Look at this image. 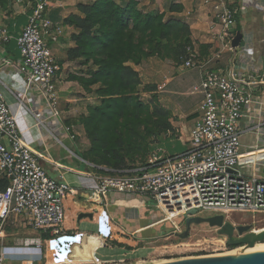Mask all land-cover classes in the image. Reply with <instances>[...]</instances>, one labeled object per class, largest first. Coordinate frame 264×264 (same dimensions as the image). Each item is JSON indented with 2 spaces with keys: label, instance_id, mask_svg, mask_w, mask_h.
<instances>
[{
  "label": "built area",
  "instance_id": "built-area-1",
  "mask_svg": "<svg viewBox=\"0 0 264 264\" xmlns=\"http://www.w3.org/2000/svg\"><path fill=\"white\" fill-rule=\"evenodd\" d=\"M10 1L23 8L26 22L15 36L8 25L0 23V73L11 68L23 77L19 96L5 81L4 73L0 74V177L9 182L8 189L0 192V264H33L43 258L45 246L51 242L45 235L60 239L68 234L64 203L75 189L66 174L79 171L53 161L57 174L48 175L39 163L40 153L27 142L18 124V111L30 110L26 98L31 87L43 98L51 116H61L56 85L60 66L49 46V41H57L61 33L48 15L57 0ZM202 3L211 15L209 34L220 50L202 58L193 42L185 47L183 67L199 73L191 93L201 95L188 146L176 155L152 151L144 163L119 170L81 159L98 172L103 171L83 172L96 180L94 194L102 209L109 206L108 193L117 192L153 205L163 216L172 213L174 218L189 216L191 210L196 215L215 212L225 219L233 211H264V176L258 177L253 171L248 175L240 167L245 158L244 165L250 164L255 171L259 161L247 158L264 150V145L242 143L244 135L255 134L256 140L264 136V64L244 63V54L240 57L238 46H232L241 13L238 0ZM11 40L19 54L17 60L5 55ZM224 51L229 53L227 64L215 68L214 61ZM8 95L17 102L15 111ZM64 129L70 131L68 126ZM243 224H251L252 230L257 227L253 222ZM19 247L29 250L20 257L16 252Z\"/></svg>",
  "mask_w": 264,
  "mask_h": 264
},
{
  "label": "trees",
  "instance_id": "trees-1",
  "mask_svg": "<svg viewBox=\"0 0 264 264\" xmlns=\"http://www.w3.org/2000/svg\"><path fill=\"white\" fill-rule=\"evenodd\" d=\"M9 4L10 0H0V9L7 10ZM181 8L171 4L169 11ZM77 9L81 15L70 14L63 20L77 29L71 35L74 46L68 49L67 58L80 60L87 67V76L69 74L67 80L80 82L85 90L96 86L94 103L74 121L81 123L89 141L81 157L113 170L142 164L152 152L156 138L173 130L172 115L154 93L149 102L140 99L141 80L133 65L149 56L183 62L185 47L192 43L189 26L176 17L166 18L163 11L145 10L137 0H94L77 4ZM144 90L155 89L146 85ZM66 123L72 124L69 119ZM134 154L146 160L135 164ZM8 185V180L0 177V192L7 190ZM67 233L71 235L73 230ZM45 237L59 240L57 236ZM114 246L127 250L141 247L118 242Z\"/></svg>",
  "mask_w": 264,
  "mask_h": 264
},
{
  "label": "crops",
  "instance_id": "crops-1",
  "mask_svg": "<svg viewBox=\"0 0 264 264\" xmlns=\"http://www.w3.org/2000/svg\"><path fill=\"white\" fill-rule=\"evenodd\" d=\"M93 1L94 0H57L49 9L48 15L50 19L61 29V33L58 36L57 41H49V46L52 50V53L54 54L60 66V71L57 75V78L62 76L64 71L63 68L66 70L69 68L71 72L69 74L78 75V73L72 71L70 68L71 65H73L74 60H69L67 58L68 49L74 46V41L71 39V35L76 33L77 29L73 26L64 24L63 20L70 14L81 15L80 11L77 9V4L91 3ZM137 1L139 2V6L141 8L142 1L149 2L148 0ZM156 1L166 3L164 0ZM174 2L181 5L182 7L185 6L186 2L193 4L188 13L191 15L189 17L191 20L189 23L192 34L191 40L195 46H198L200 57H209L214 53L219 52V43L213 41L211 39V35L209 34L208 27L210 24L211 15L209 9L203 5L202 0H175ZM238 3L241 13L234 30L233 38L237 34L238 30L242 33V38L244 35H246L247 39L244 43L243 54L245 55L246 52L249 55L248 57H244V63L252 62L255 64V66H260L264 64V0H238ZM22 10L23 8L21 6H15L11 1L7 10L0 9V23L8 25L10 33L14 36L21 31L22 26L26 22V16L21 12ZM243 18L247 19V21L244 26L241 27ZM254 38H257V41ZM5 48L6 56L16 60L18 59L19 54L14 40H11ZM228 57L229 53L224 51L221 53V58H219L217 61H214L213 66L215 68H219L226 65ZM161 66L162 69L160 71L158 70V98L161 105L171 112L172 116L170 122L172 124L173 130L159 135L152 143V151L157 150L162 154L176 155L182 153L188 146L190 128L192 127L197 115L201 95L199 93H191V87L199 81V73L196 69H182L184 68L183 64L173 66L171 63H168L167 60ZM183 70L186 71L178 76V73L180 71L182 72ZM0 74H3L5 81L16 92L17 95H22V76H20L14 69L11 68H8L6 72L2 71ZM67 79L68 78L65 79L62 86L59 85V89L61 88L62 90L70 84H74V81ZM186 81L191 84L189 92L181 90L186 84ZM190 93L194 94V96L191 98V100H188V95ZM79 97L87 99L84 94H80ZM93 98L95 100V97ZM7 99L12 110L15 111L17 109V102L12 96L9 95ZM26 100L30 110L20 109L18 111V124L23 130L27 142L34 150L40 153L41 157L39 158V163L41 166L46 170L47 174L52 177H55L57 174L56 166L54 165L53 161H57L61 165H65L67 167H73L79 171L78 173L69 172L66 174L67 180L75 189L74 194H70L64 203L65 207L67 208V212H70L69 219L71 220L74 218L73 222L75 221V224H79L81 227L99 230L101 225V216H103L106 219L114 222L116 225L120 226L129 234L134 235V232L141 231L138 229H141V227L148 224L144 223L143 221L142 223L137 214V211H139L140 208H142L145 204L142 200L129 197L123 193L111 192V202L109 203L108 208L102 209L99 206L96 195L94 194V189L97 185L96 180L88 177L83 172H100L82 161L85 160L81 157L82 151L81 153L77 154L71 147L72 141L74 139H71L69 135L73 134L75 136L73 133V127L76 125L74 123L76 118L69 117L63 119V117L60 116L61 123H59V119L51 116L50 111L44 105L43 98H41L39 95L28 94ZM61 112L62 111H60V113ZM36 117L43 121L46 128L40 126ZM67 119H69L72 124L68 125L66 123ZM45 121H47L48 125H46ZM66 126L70 127V131L67 132L64 129ZM54 131H56L57 134H55ZM249 144L244 143V145ZM259 152L261 151L254 152L253 155L247 158L248 160L259 161L255 167V171L250 164L244 165L246 159H242L243 163L240 165V167L244 170V172H246V174L250 175L253 171L258 177L264 176V168L262 165L264 162V156L262 158H258ZM88 200H90V203ZM83 202H87L90 205H83ZM114 208H119L123 214V218L129 219L127 220L129 227L123 223L125 225L124 227L123 224H120V220L115 217V214H110L115 212L113 210ZM81 213H90L92 216H83L79 218ZM82 218H86V220ZM69 219L65 220V227L69 230H72L73 225L69 223ZM162 219V217H159L155 220L161 222L163 221Z\"/></svg>",
  "mask_w": 264,
  "mask_h": 264
},
{
  "label": "rangeland",
  "instance_id": "rangeland-1",
  "mask_svg": "<svg viewBox=\"0 0 264 264\" xmlns=\"http://www.w3.org/2000/svg\"><path fill=\"white\" fill-rule=\"evenodd\" d=\"M148 1L149 2L142 1L143 9L155 12L163 11L166 18L170 16L176 17L186 23L190 29L189 23L191 20L189 17L191 15L188 13L190 8L193 6L192 3L186 2L185 6L182 7L180 11L171 12L169 11V7L171 4H176V2H174L175 0H164L166 3L157 2L156 0ZM246 21L247 19L243 18L241 27L244 26ZM190 35H192L191 29ZM246 39L247 37L244 35L237 47L240 57H242L241 55L244 53V43L246 42ZM255 40L257 41V38ZM248 55L249 54L245 52L244 57H248ZM166 60L173 66L182 64V62L180 63L179 61L180 59H161L158 56H149L144 58L139 65H133L141 80V85L138 89L140 99L142 101L149 102L152 99L153 93L159 101L157 86V81H159L158 70L160 71L162 69L161 65H163ZM70 68L72 71L78 73V75L87 76V67L80 64V60L78 59L73 61V65H71ZM63 70L62 76L57 78L56 82L58 94L59 97H61L59 98L57 107L60 111H62L61 116L63 119L75 117L76 120H78L82 115L87 113V107L94 103L93 97L95 96L93 90L96 86H92L91 90H85L80 82L74 81V84H70L61 90V88L59 89V85L62 86L65 79L68 78V74L71 73L69 68L67 70L63 68ZM184 71L186 70H183L182 72L180 71L178 76ZM185 83L186 84L181 90L189 92L191 84L187 81ZM146 85L154 86L155 90L145 91L144 89ZM29 92V94L32 95H39L34 87H31ZM80 94H84L87 99L80 98ZM193 96L194 94L190 93L188 95V100H191ZM58 121L61 123L60 119ZM45 123L48 125L47 121H45ZM40 126L46 128L45 125ZM262 131L264 132V128ZM54 133L57 134L56 131H54ZM73 133L75 134V138L72 141V149H74L77 154L81 153V151L84 152L89 146V141L84 133L81 123H78L73 127ZM255 137V134L244 135L242 143H251L253 146L256 145L258 147L263 146L264 136H258L257 140ZM167 151L170 152L169 150ZM263 156L264 151L258 153V158H262ZM146 158L142 159L139 154H134L133 156L135 164L144 162ZM108 200L110 203L111 192L108 193ZM83 205L90 204L83 202ZM113 210L115 212L110 214H115V217L120 220V224L124 223L129 227V223L127 222L129 219L123 218V214L120 209L114 208ZM137 214L141 222L143 221L148 224L141 227V229H138L141 231L134 232L135 234L132 235L103 216H101V225L99 230L81 227L79 224H75V221L73 222L74 218L71 220L69 219L70 212H67V208L64 206L65 220L69 219V223L73 225V233L67 237L47 243L45 246V255L42 259L38 260L37 264H90L92 261H99L101 264H138L177 260L190 257L213 256L228 253L233 250L238 251L248 247L251 248V246H248L247 244H241L234 248H230L227 245V237L224 234H221L218 231V228L203 222L191 224L187 237L172 233L173 231L182 233L185 230L184 217L174 218L175 215L172 213H166L165 216H163L162 211L155 209L153 205L144 204V206L137 211ZM213 214H215V212L201 211L198 212L197 215L209 216ZM159 217H162L163 221L158 222L159 219L155 220ZM82 219L86 220V218ZM226 220L232 223L236 222V224L253 222V225L257 226L254 230L258 231L264 228V211H233L227 216ZM108 234H110L109 237H107ZM124 235L131 236L132 238L125 239ZM114 242L133 246L140 244L141 247L127 250L125 248L114 246ZM27 250L29 249L19 247L16 249V252L20 257H22L21 255L26 253ZM35 254V256H37V250H35Z\"/></svg>",
  "mask_w": 264,
  "mask_h": 264
},
{
  "label": "water",
  "instance_id": "water-1",
  "mask_svg": "<svg viewBox=\"0 0 264 264\" xmlns=\"http://www.w3.org/2000/svg\"><path fill=\"white\" fill-rule=\"evenodd\" d=\"M241 38L242 33L238 30L232 39V46L237 47ZM195 213V210H191L189 211V216L184 217L185 230L182 233L176 231L172 233L187 237L191 224L203 222L218 228V231L227 237V243L231 245L247 244L248 246H253L256 242L264 241V228L254 231L252 230L251 224L234 225L232 222L226 220L222 214L200 216ZM83 216L91 217L92 215L90 213H81L79 218ZM33 264H37V261H33ZM138 264H264V247H248L213 256L190 257Z\"/></svg>",
  "mask_w": 264,
  "mask_h": 264
},
{
  "label": "bare ground",
  "instance_id": "bare-ground-1",
  "mask_svg": "<svg viewBox=\"0 0 264 264\" xmlns=\"http://www.w3.org/2000/svg\"><path fill=\"white\" fill-rule=\"evenodd\" d=\"M89 201L90 200H88V202ZM255 247H264V242H256L253 246H251V248H255ZM233 251H235V250H233ZM233 251H231V252H233Z\"/></svg>",
  "mask_w": 264,
  "mask_h": 264
}]
</instances>
